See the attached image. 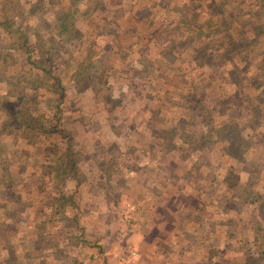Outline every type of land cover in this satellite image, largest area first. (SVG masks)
Instances as JSON below:
<instances>
[{
  "label": "rangeland",
  "instance_id": "rangeland-1",
  "mask_svg": "<svg viewBox=\"0 0 264 264\" xmlns=\"http://www.w3.org/2000/svg\"><path fill=\"white\" fill-rule=\"evenodd\" d=\"M4 19L65 90L9 89L41 71L0 26V96L30 91L46 126L0 131V264H264V0H0Z\"/></svg>",
  "mask_w": 264,
  "mask_h": 264
},
{
  "label": "trees",
  "instance_id": "trees-1",
  "mask_svg": "<svg viewBox=\"0 0 264 264\" xmlns=\"http://www.w3.org/2000/svg\"><path fill=\"white\" fill-rule=\"evenodd\" d=\"M53 2H57V0H51ZM64 10H62V12L59 15V25L58 26V33H59V37L62 38L63 42H71L73 41V39H78L80 37V34L78 32V30L74 27V24L69 22V12H67V10H71L70 8H63ZM12 21H8V20H0V26L3 27L5 29V31H8L9 33H11V35H13L15 37V39L18 41L17 43L13 42V45L16 48H21L23 51L26 52V57L29 59V63L30 66H33L35 68H37L39 71H41V75L38 76H32V69L31 67L28 68L27 73L20 71L14 74H11L10 76H8L7 80L10 83V87L9 89L12 90V88H21L22 86L26 87L27 89H29V87L31 86H36L38 89L41 87H45L46 89L53 91V89H56L57 92L60 94L61 97H63L64 95V90H65V86L60 84V79L59 78H54L52 76H50L49 74V69L47 68V66H44L45 64H47L49 62V59H51V57L53 56V53H51V50H48L47 48L42 49V47H47L45 44H40L38 46V44H34V47H31L28 45V37L26 32L24 31L23 28H20L19 26L14 27V24H11ZM184 24V23H182ZM49 40L51 42H55L56 43V39L55 37L50 36ZM241 44L243 45V47H245V42L246 39L245 38H241L240 40ZM240 47V46H239ZM32 48H35V53L32 52ZM44 51V52H43ZM91 51V50H89ZM88 51V53H90ZM36 53H38L39 55H36ZM32 55H36L35 58H31ZM91 65V64H90ZM89 64L85 63V62H80L77 66H76V72L73 75V79L79 82H84L89 78H95L96 76H94L92 67H94L95 63L93 65L90 66ZM96 68V66H95ZM3 75H5L4 72H2ZM31 77V79L29 81H27L28 77ZM28 94L24 93L23 91H20L19 93H16V97H15V102H14V106L13 104L7 99V96H0V104H1V108L3 109L5 114H8V118L6 120H4L1 123V129L0 131H4L9 129V127H12L14 125H16L18 128H26L29 130H40L42 129L43 131H45L44 129L46 128V126H43V121L39 119V117H41L40 115H34L33 114V103L35 101L34 96L32 95V93H29L30 91H27ZM56 112L49 118V119H53L54 120V124H52L51 126H49V128H47L48 131L50 132H60L61 133V129H57V125L58 122L60 120V107L59 104H57L56 106ZM9 126V127H8ZM187 138H189L188 135H186ZM184 137V140L185 138ZM169 141L172 140L171 137L168 138ZM190 139V138H189ZM231 146H234L237 149V155L240 156V154L243 151V147L241 143L238 142H234ZM69 156V155H68ZM70 161H66V167H64V170L67 169H71L73 170L75 168L74 164L75 161L74 159H69ZM69 165V166H68ZM50 167V168H49ZM53 166H46L44 167V172L49 173L50 170ZM59 203L57 208L58 211L61 212L63 214L64 211V203L68 200V199H64L63 196L59 197Z\"/></svg>",
  "mask_w": 264,
  "mask_h": 264
}]
</instances>
